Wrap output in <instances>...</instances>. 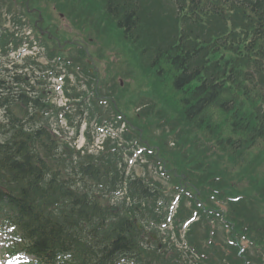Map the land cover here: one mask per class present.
Wrapping results in <instances>:
<instances>
[{"label":"trees","instance_id":"trees-1","mask_svg":"<svg viewBox=\"0 0 264 264\" xmlns=\"http://www.w3.org/2000/svg\"><path fill=\"white\" fill-rule=\"evenodd\" d=\"M102 2L107 3L109 14L113 9L115 27L128 43L140 28L145 6L136 0ZM159 3L152 0L146 4ZM175 5L180 26L171 25L168 31L170 24L163 28L160 23V32L151 37L145 71L151 76L146 77L149 82L144 83L143 92L147 100L123 139L138 144L146 141L147 148L152 145L154 152L148 159L165 164L175 185L185 184L204 194L214 177L221 178L218 183L251 176L246 170L233 171L239 160L251 156L257 142L264 144V0H175ZM139 83L137 80L141 89ZM11 118L10 124L20 122ZM14 131L1 160L4 179L0 207L6 205V199L13 209L16 235L18 230L30 250L50 260L69 251L80 257L99 254L109 260L116 253L126 255L130 225L121 220L104 230L102 223L108 211L91 202L86 193L74 192L81 180L104 177L112 194L123 183V171L102 164L90 167L87 177L84 167L78 165L80 175L75 177L65 179L57 171L48 175L34 166L41 162L34 148L36 143L45 153L54 148L50 134L42 129L25 133L18 124ZM170 142L173 147H168ZM116 150L121 154L119 148ZM113 154L120 161L121 156ZM65 161H55L53 168L63 169ZM248 181L249 187L242 192L249 204H234L232 218L226 219L236 234H242L243 206L257 214L256 200L264 203V175L254 173ZM143 183L142 179L132 180L127 189L148 201L149 192ZM261 215L258 221L264 225ZM194 227L200 229L201 225L195 223ZM248 234L264 249V226L250 228ZM207 236L205 228L201 238L205 241ZM147 259L158 264L178 260L175 252L166 257L157 249Z\"/></svg>","mask_w":264,"mask_h":264},{"label":"rangeland","instance_id":"rangeland-1","mask_svg":"<svg viewBox=\"0 0 264 264\" xmlns=\"http://www.w3.org/2000/svg\"><path fill=\"white\" fill-rule=\"evenodd\" d=\"M66 1L68 2V0ZM101 2L102 0H88V1H83L80 3H74V4H80V5H87L89 3H92V5L90 6V9L87 11V15L89 16L91 20H93L92 24L96 29L90 27L92 33L85 34L81 31H78L75 26V30L72 31L70 29V31H72V33L70 34L68 38L70 42H74L75 41L74 38L83 39V40L88 39V38L91 39L92 37H94L93 36L94 33H97V34L101 33L103 35H109L108 38H106L103 35H98L99 36L98 41L102 43L103 45L107 46V49L111 48L114 45H117L116 44L117 43L116 41L117 32L115 33L114 27H113V25L115 26V20L117 18L116 16H110L109 13H107L106 10L103 8V5ZM50 3H51L50 0H40V4H50ZM169 15H170V11L168 10V8L160 3L156 5L145 6L143 8V17L141 18L140 28L136 31V33L133 35L130 41H128V45H126L125 47H123L122 45H117V46L123 47V50L125 48V51L127 53L124 54L123 58H120V52H119V56H117L116 58H114V60H112L113 62L116 63L115 69H117L118 65L120 68H123L121 76L118 77L116 80L120 81L122 84V87L124 89H127L129 92H132L134 86L136 85V82L134 83L130 82L131 79L125 76L126 73L129 71L126 66V64H128V62L126 61V58L129 57L128 54L136 58V60L133 58H130L132 59L135 66L137 67H139V65L145 66L147 64L145 61L149 60L148 55L150 54V50L149 49L147 50V47L149 43L151 42V37L154 35V33L158 34L160 32V26H159L160 23L163 25V28H166L170 24L168 31H171V25L177 24L178 22L176 15H173V14H171L170 16ZM58 29L62 30L63 28L59 27ZM96 30L98 32H94ZM61 33L63 37H67L66 35H64L63 31ZM110 34H114V35H110ZM51 35L53 36V39H51L52 41L58 40L59 32L57 30L53 31ZM121 38H122V35L118 36L117 40L120 41ZM60 41H63V40H60ZM89 44L90 43L88 42V45ZM91 47H94V45L92 44ZM95 63H97L96 67L98 69L101 68V70H99V73L102 76L105 75V72L102 71V65L98 63V61H95ZM111 72H113V70ZM148 75L151 76V74H148ZM135 78H137V76H135ZM145 82H149V81L146 77L142 75L140 79V83L138 84V85L142 84V88L140 89L141 93L137 92L133 96L128 95L125 98V101L126 103H129L130 108L131 106L138 105L141 101L140 97L145 95V93H143L145 91L144 90ZM128 113L133 114L136 112H132L129 110ZM130 121L132 124H135V121L132 118L130 119Z\"/></svg>","mask_w":264,"mask_h":264}]
</instances>
